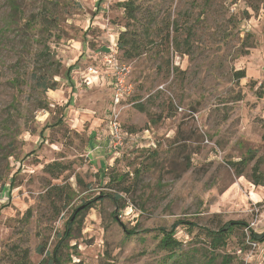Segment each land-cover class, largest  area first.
Masks as SVG:
<instances>
[{
    "label": "rangeland",
    "instance_id": "374dc122",
    "mask_svg": "<svg viewBox=\"0 0 264 264\" xmlns=\"http://www.w3.org/2000/svg\"><path fill=\"white\" fill-rule=\"evenodd\" d=\"M126 1L0 0V264H42L75 218L67 264H264V0H133L135 20ZM95 53L132 69L117 150L109 91L83 82ZM178 221L197 227L172 257L159 230ZM237 221L211 254L207 230Z\"/></svg>",
    "mask_w": 264,
    "mask_h": 264
},
{
    "label": "trees",
    "instance_id": "16d2710c",
    "mask_svg": "<svg viewBox=\"0 0 264 264\" xmlns=\"http://www.w3.org/2000/svg\"><path fill=\"white\" fill-rule=\"evenodd\" d=\"M121 7L125 10L126 16L129 20H135L136 19V12L138 11V6L134 3L133 0H128L124 3H121ZM14 10H17L15 5L12 6ZM151 29L148 28L147 32H150ZM123 34H126L124 32ZM122 37V36H121ZM121 37L118 42V47L120 50H123L124 55L128 59H132L138 55L141 54V45H139L137 42H133V40L129 39H124L122 42ZM245 77V72L240 71L236 73V79H243ZM41 86L43 87V92H47L49 90L56 91L57 90V84L53 83L51 85H48L45 83L44 80H41V77L38 78L37 81ZM264 84L261 85L258 91V97L262 98L264 96V89L263 86ZM137 109L141 112L145 111V108L143 105L139 104L137 105ZM264 127V125H263ZM263 140H264V135H263ZM251 158H243L242 160L232 163V167L236 170V173L238 175H242L243 168H245ZM257 171V168L255 169ZM139 174V173H138ZM117 177V176H116ZM116 179V178H114ZM118 182H122L121 179H125V177H119ZM264 177L263 175H258L257 173H254V184L257 186H262L264 185ZM105 199H109L112 201L115 205L118 206L120 201H122V197L117 194H106L97 197L94 199V201H103ZM88 208H91V202L86 203L85 206L81 209H77L75 211V216L81 215L86 211ZM76 219V218H75ZM75 219H71L67 222L66 227H65V232L63 234L62 239L59 241V243L55 246L52 252L48 253L47 256L45 257L44 261L42 264L49 263V264H67L66 263V257H65V248H67V245L65 244L66 240L71 237V232H72V227L75 222ZM185 225L188 226L190 229H193L197 227L196 224L194 223H189L185 221H178L175 223L170 230L163 228L160 229L159 232H161L162 239L160 241V247L163 248V250L170 251V255L173 257V254L177 248H179L182 243L175 237L176 230L179 226ZM249 227L245 222L242 221H237V222H229L225 224L223 227H219L217 230H207V235L211 238L210 241V249H211V254L215 253L217 250H219L222 247H225L227 245V241L229 238L230 233L233 232L235 228H240V227ZM250 240L253 242L257 243H264V233L261 235H258L254 233L250 228ZM130 235H135L134 232H129ZM25 256L24 258H26ZM216 260V256H210L207 258L206 264H212ZM232 260L230 256L224 255L221 257V261L219 264H231Z\"/></svg>",
    "mask_w": 264,
    "mask_h": 264
},
{
    "label": "built area",
    "instance_id": "2783aa9c",
    "mask_svg": "<svg viewBox=\"0 0 264 264\" xmlns=\"http://www.w3.org/2000/svg\"><path fill=\"white\" fill-rule=\"evenodd\" d=\"M103 68L109 71L113 81V96L109 118L110 143L114 149L122 148L126 141L122 124L120 121L121 107L124 102L134 93V86L131 82L132 69L128 63L121 62L116 53L104 57ZM102 69L89 66L84 74L99 76ZM252 245H256L252 241Z\"/></svg>",
    "mask_w": 264,
    "mask_h": 264
},
{
    "label": "crops",
    "instance_id": "0c3cea01",
    "mask_svg": "<svg viewBox=\"0 0 264 264\" xmlns=\"http://www.w3.org/2000/svg\"><path fill=\"white\" fill-rule=\"evenodd\" d=\"M98 54L99 53H97V54L95 53V56L92 57L93 62L89 66L99 67L100 69H102L101 72H100V75L96 77V76H90L88 74H83V77H84L83 78V82H84L85 85H87L89 87H91V86L92 87H101V88H105V89H107L109 91V94H110V107H109L108 110H109V113H110L111 104H112V96H113V81H112V78L109 75V71L107 69H105V67L103 68V66H102L103 62H102V64L100 66L97 65V64H100V62L97 63V59H98L97 55ZM89 66H87V67H89ZM75 70H78V68L74 69L73 71H75ZM81 72H82V70H81ZM68 77H69V75H68ZM71 82H72V86H71V89H72L73 85L74 84L76 85V83L73 81V79L71 80ZM70 93L72 94V96H71V98H72L74 96V94H75L74 90H73V92L71 91Z\"/></svg>",
    "mask_w": 264,
    "mask_h": 264
}]
</instances>
